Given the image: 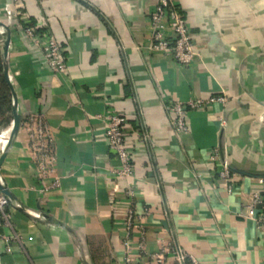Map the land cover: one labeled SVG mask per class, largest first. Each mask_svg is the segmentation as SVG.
<instances>
[{
  "label": "crops",
  "instance_id": "1",
  "mask_svg": "<svg viewBox=\"0 0 264 264\" xmlns=\"http://www.w3.org/2000/svg\"><path fill=\"white\" fill-rule=\"evenodd\" d=\"M175 2L194 42L191 66L150 51L157 0H20L15 21L6 18L12 1L0 0V58L16 111L44 116L55 156L42 177L25 131L11 137L0 178L23 209L10 207L20 243L7 252L0 239V264H152L155 252L165 264H264V232L251 207L257 178L240 175L228 192L210 159L219 148L232 167L264 173V0ZM23 22L55 37L66 73L50 71ZM214 95L225 104L188 111L187 130H174L169 100ZM13 104L11 93L0 147ZM111 108L132 132L133 174L120 178L104 132ZM129 200L139 216L127 233ZM38 211L53 224L38 222ZM2 232L9 230L0 223Z\"/></svg>",
  "mask_w": 264,
  "mask_h": 264
},
{
  "label": "built area",
  "instance_id": "2",
  "mask_svg": "<svg viewBox=\"0 0 264 264\" xmlns=\"http://www.w3.org/2000/svg\"><path fill=\"white\" fill-rule=\"evenodd\" d=\"M11 1L12 8L7 10L6 18L15 21L20 14V0ZM148 18L151 29L148 38L150 51L172 56L179 66H191L194 42L191 38L190 28L180 14L175 0H157L156 6L149 13ZM19 26L24 36L41 52L43 60L50 71L55 74L66 73V58L55 37L48 31L38 32L36 27L29 23H19ZM214 102L225 104L226 97L224 95H214L208 99L192 98L185 102L169 100L167 109L172 118V127L178 133L186 131L188 111L203 110ZM103 119L109 151L120 162V166L114 168L112 172L116 178L133 174V157L127 147V139L132 132L126 130L127 119L112 108L106 110ZM19 128H22L27 135L28 147L34 162L38 166L39 174L43 177L52 173L55 162L53 141L44 116L39 113L28 114L22 117ZM4 147H0V152ZM220 153L219 148L213 149L210 153V159L216 163L217 175L226 183L228 192H233L236 189L235 181L240 175L230 170V164L224 158L223 152ZM257 181L260 190L251 194V207L254 211L256 224L264 232V178H257ZM53 184L57 186L59 180L54 178ZM126 195L131 199L134 195L133 190L129 189ZM111 198H113V193ZM13 206L17 207L18 204L0 193V223L2 228L9 230V232H2L0 239L4 242L7 252L11 250L13 243H20V236L14 231L11 222L10 207ZM41 212H37V217L42 218ZM138 216L131 200H129L125 218L127 233L136 225ZM142 244H139L141 248H143ZM124 246L127 249L131 248L129 237H126ZM150 258L152 264H165L163 252H155L150 255ZM178 259L182 260L183 257L179 255ZM193 263L196 264L194 261Z\"/></svg>",
  "mask_w": 264,
  "mask_h": 264
},
{
  "label": "water",
  "instance_id": "3",
  "mask_svg": "<svg viewBox=\"0 0 264 264\" xmlns=\"http://www.w3.org/2000/svg\"><path fill=\"white\" fill-rule=\"evenodd\" d=\"M8 41H9L8 38L4 41V45H3L4 54H6ZM3 73H4L5 78L8 81V71H7V65L6 64H3ZM8 84H9V87L11 89V93H12L13 99H14V104L12 106L13 120H12V130H11L10 138H9L7 144L5 145V147L0 152V167H1V164L3 163V161H4L6 153H7L8 149H9V147H10L11 137L18 132L19 127H20V123H21V119H22V116L20 114H18L17 111H16V98H15V94H14L13 88H12V86H11L9 81H8ZM229 168H230V170L232 172H234V173H236L238 175H241V176L264 178V173H261V174L249 173V172L234 168L231 165H229ZM0 193L5 195L6 197H8L11 201H15V197L8 191L7 187L4 185L3 181L1 180V178H0ZM16 208L19 209V210H22L23 206L18 204V206ZM41 216H42V218H39V217L36 218L38 222H40L42 224H47V225L53 224V220L50 217H48L47 215H45L43 212H41Z\"/></svg>",
  "mask_w": 264,
  "mask_h": 264
},
{
  "label": "trees",
  "instance_id": "4",
  "mask_svg": "<svg viewBox=\"0 0 264 264\" xmlns=\"http://www.w3.org/2000/svg\"><path fill=\"white\" fill-rule=\"evenodd\" d=\"M10 97V87L7 79L4 76L3 64L0 58V116L2 117H5L6 113L10 110Z\"/></svg>",
  "mask_w": 264,
  "mask_h": 264
},
{
  "label": "bare ground",
  "instance_id": "5",
  "mask_svg": "<svg viewBox=\"0 0 264 264\" xmlns=\"http://www.w3.org/2000/svg\"><path fill=\"white\" fill-rule=\"evenodd\" d=\"M2 143H3V137H0V145H2ZM1 148H2V146H1Z\"/></svg>",
  "mask_w": 264,
  "mask_h": 264
},
{
  "label": "rangeland",
  "instance_id": "6",
  "mask_svg": "<svg viewBox=\"0 0 264 264\" xmlns=\"http://www.w3.org/2000/svg\"><path fill=\"white\" fill-rule=\"evenodd\" d=\"M2 129V127H0V130Z\"/></svg>",
  "mask_w": 264,
  "mask_h": 264
}]
</instances>
